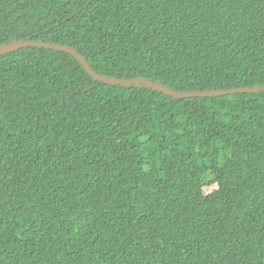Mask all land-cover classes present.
I'll use <instances>...</instances> for the list:
<instances>
[{"label": "trees", "instance_id": "1", "mask_svg": "<svg viewBox=\"0 0 264 264\" xmlns=\"http://www.w3.org/2000/svg\"><path fill=\"white\" fill-rule=\"evenodd\" d=\"M27 38L179 91L264 84V0H0V44ZM0 264H264V90L1 54Z\"/></svg>", "mask_w": 264, "mask_h": 264}, {"label": "water", "instance_id": "2", "mask_svg": "<svg viewBox=\"0 0 264 264\" xmlns=\"http://www.w3.org/2000/svg\"><path fill=\"white\" fill-rule=\"evenodd\" d=\"M25 46H41L56 50H62L65 52L70 53L72 56H74L78 62L81 64V66L84 68V70L92 76L95 80H100L105 83L109 84H122V85H141L144 84L146 86H149L155 90L161 91L167 95L173 96V97H194V96H218V95H226V94H232L236 92H255L258 90H264V84L255 85L251 87H233V88H227V89H219V90H188V91H179L172 88H169L159 82L152 81L148 78L144 77H132V78H115L110 77L104 74L97 73L94 71L86 59L83 57L82 54L79 53L78 50L75 48L65 45V44H59V43H53V42H47V41H41V40H34V39H20V40H11L9 42H4L0 44V55L16 50L21 47Z\"/></svg>", "mask_w": 264, "mask_h": 264}]
</instances>
